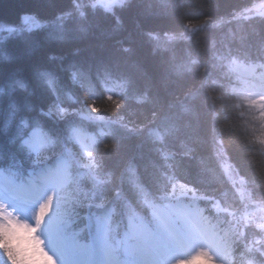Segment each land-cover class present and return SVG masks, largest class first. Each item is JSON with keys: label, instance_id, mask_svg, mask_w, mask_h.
Segmentation results:
<instances>
[{"label": "trees", "instance_id": "1", "mask_svg": "<svg viewBox=\"0 0 264 264\" xmlns=\"http://www.w3.org/2000/svg\"><path fill=\"white\" fill-rule=\"evenodd\" d=\"M261 1L120 0L108 11L93 0H0L12 33L25 15H71L59 30L0 36V178L14 193L62 165L39 210L57 254L66 245L82 264L104 231L116 261L143 264L132 229L158 233L160 211L179 227L174 204L194 200L228 254L196 264H264L262 230L242 218L264 211V115L233 93L229 66L264 62ZM0 250V264H22L1 238Z\"/></svg>", "mask_w": 264, "mask_h": 264}, {"label": "rangeland", "instance_id": "2", "mask_svg": "<svg viewBox=\"0 0 264 264\" xmlns=\"http://www.w3.org/2000/svg\"><path fill=\"white\" fill-rule=\"evenodd\" d=\"M103 1L93 0V4L97 3L104 10L109 11L120 0L109 3H104ZM250 8L251 10L249 8L245 9V11L250 10L246 14L254 9L259 10L260 14H264V0L254 4V9L252 6ZM79 16L81 19L86 17L82 13ZM79 16L76 15L74 17L77 18L73 17L70 19V22L78 33L82 25L80 23L82 20L79 19ZM69 17L71 15L66 16L65 19L58 18L46 24L32 15H25L20 20L18 30L24 31L25 34L41 30L43 27L59 30L57 27L65 23L64 21ZM12 30H15L14 27L0 23V36L6 33L7 36H12L19 32L14 31L12 33ZM23 37H28L27 39H29V36L24 35ZM240 64H242L241 68H246L245 71L239 72L234 69L235 65ZM251 65L255 67L252 68ZM229 66L235 77V84L232 89L233 93L241 103L256 107L264 115V62L250 63L231 58ZM26 145L29 149H35L37 142H35L34 135L30 141L26 142ZM60 165L57 164L55 167H52V170L41 171L42 181L38 185L35 184V186H25L26 188L22 191L25 193L23 198H13L10 194L11 188L0 178V229L2 231L0 232V238L3 240L4 234L3 236L1 235L6 229H9L10 237H12L14 228L23 226V231L27 237V247L22 252L18 251L20 255L19 260L22 264H74V262L69 261L68 257H65L67 246L63 245L65 251L62 254H57L55 247L51 246L48 236L40 226L42 216L39 214V210H42L45 204L48 203L52 193L59 186L63 178L64 169ZM230 176L233 178V174H230ZM194 207V200L189 201L187 206L179 202L174 204L173 213L180 220V225L184 227L185 233L180 230L183 229L182 226L179 225V228L174 225V219L168 218L165 214L166 212L163 211L154 212L159 224H161L160 227H162L157 229L158 233L147 228L144 224L137 225L132 229V235L138 239L140 247L146 253L143 264H193L196 261L195 258L200 256H205L210 260L218 259L225 261L228 254L226 250L217 244V235L212 230V223L202 212L194 211ZM242 218L245 223L252 222L258 225L262 230L261 239L264 242V211L260 208L251 209L250 213L244 212ZM10 221H14L15 224L10 223ZM160 232H162V235L159 234ZM185 234L191 241L190 245L185 243ZM41 245L46 252L40 250ZM95 246L96 252L83 256L81 260L82 264H86L90 257L94 260L95 264H123L114 259L112 248L106 241L104 231H101ZM3 248L6 251L9 248L14 252V249L7 245H3ZM124 264L130 263L126 262Z\"/></svg>", "mask_w": 264, "mask_h": 264}, {"label": "clouds", "instance_id": "3", "mask_svg": "<svg viewBox=\"0 0 264 264\" xmlns=\"http://www.w3.org/2000/svg\"><path fill=\"white\" fill-rule=\"evenodd\" d=\"M3 245L12 247L16 251H24L27 247V237L23 231V226L19 228H14L13 235L11 238L8 237L7 233L4 234Z\"/></svg>", "mask_w": 264, "mask_h": 264}, {"label": "bare ground", "instance_id": "4", "mask_svg": "<svg viewBox=\"0 0 264 264\" xmlns=\"http://www.w3.org/2000/svg\"><path fill=\"white\" fill-rule=\"evenodd\" d=\"M240 66H242V64H240V65H235V66H234V69L237 70V71H239V72H243V71L246 70L245 67L241 68ZM251 67L253 68V67H255V66H252V65H251ZM77 70H80V68L77 67Z\"/></svg>", "mask_w": 264, "mask_h": 264}, {"label": "snow or ice", "instance_id": "5", "mask_svg": "<svg viewBox=\"0 0 264 264\" xmlns=\"http://www.w3.org/2000/svg\"><path fill=\"white\" fill-rule=\"evenodd\" d=\"M10 223H13V224H15V222L14 221H10ZM41 251H45L46 252V250H44L43 248H42V245H41V249H40ZM0 251H2V250H0Z\"/></svg>", "mask_w": 264, "mask_h": 264}, {"label": "water", "instance_id": "6", "mask_svg": "<svg viewBox=\"0 0 264 264\" xmlns=\"http://www.w3.org/2000/svg\"><path fill=\"white\" fill-rule=\"evenodd\" d=\"M105 2H109V0H104Z\"/></svg>", "mask_w": 264, "mask_h": 264}]
</instances>
